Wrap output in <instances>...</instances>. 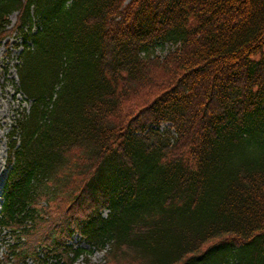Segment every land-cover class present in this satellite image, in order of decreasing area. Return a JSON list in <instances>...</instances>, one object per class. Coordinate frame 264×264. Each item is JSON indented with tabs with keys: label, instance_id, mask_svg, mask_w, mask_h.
I'll return each instance as SVG.
<instances>
[{
	"label": "trees",
	"instance_id": "16d2710c",
	"mask_svg": "<svg viewBox=\"0 0 264 264\" xmlns=\"http://www.w3.org/2000/svg\"><path fill=\"white\" fill-rule=\"evenodd\" d=\"M15 14L13 257L264 264V0H0V44Z\"/></svg>",
	"mask_w": 264,
	"mask_h": 264
},
{
	"label": "rangeland",
	"instance_id": "374dc122",
	"mask_svg": "<svg viewBox=\"0 0 264 264\" xmlns=\"http://www.w3.org/2000/svg\"><path fill=\"white\" fill-rule=\"evenodd\" d=\"M16 15L10 18L11 35L7 36L5 40L0 44V204L2 203V193L5 185L6 178L8 176V153L10 135L13 132L15 125L19 119L24 115L25 111L30 109V103L24 96L17 93L16 86H18V75L16 66L18 65V59L21 53V38L16 33H13L14 29H11L17 20ZM175 47L171 44L164 46H157L150 50L152 57L159 56L165 57ZM264 54V51H263ZM171 124H162L158 129L161 132L171 130ZM58 202H55L50 210L53 215H58L64 209H58V206L62 204L64 207L65 199L58 198ZM74 241L76 245L81 244V239L75 236ZM12 244V237L0 228V264H35L31 261L22 262L17 259H10V248ZM87 251H92L87 244H82ZM75 264H108L106 254L104 252L94 251L91 255H85L80 258Z\"/></svg>",
	"mask_w": 264,
	"mask_h": 264
},
{
	"label": "bare ground",
	"instance_id": "6f19581e",
	"mask_svg": "<svg viewBox=\"0 0 264 264\" xmlns=\"http://www.w3.org/2000/svg\"><path fill=\"white\" fill-rule=\"evenodd\" d=\"M0 190H1V187H0ZM1 192V191H0Z\"/></svg>",
	"mask_w": 264,
	"mask_h": 264
}]
</instances>
